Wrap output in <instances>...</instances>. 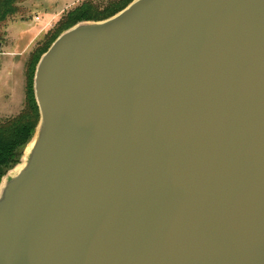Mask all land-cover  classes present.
<instances>
[{"label":"water","instance_id":"water-1","mask_svg":"<svg viewBox=\"0 0 264 264\" xmlns=\"http://www.w3.org/2000/svg\"><path fill=\"white\" fill-rule=\"evenodd\" d=\"M33 91L0 264H264V0H134Z\"/></svg>","mask_w":264,"mask_h":264},{"label":"rangeland","instance_id":"rangeland-1","mask_svg":"<svg viewBox=\"0 0 264 264\" xmlns=\"http://www.w3.org/2000/svg\"><path fill=\"white\" fill-rule=\"evenodd\" d=\"M83 1L86 0H28L21 5L19 15L0 26V121L16 117L24 107L30 55L58 20ZM91 1L105 4L109 0ZM49 19L53 20L51 27L42 31Z\"/></svg>","mask_w":264,"mask_h":264},{"label":"trees","instance_id":"trees-1","mask_svg":"<svg viewBox=\"0 0 264 264\" xmlns=\"http://www.w3.org/2000/svg\"><path fill=\"white\" fill-rule=\"evenodd\" d=\"M28 0H0V26L21 12V5ZM134 0H109L96 4L91 0L64 14L55 27L30 55L26 67L25 101L22 111L14 118L0 121V181L13 169L22 157L26 145L34 136L39 123V110L33 91L36 66L41 56L49 49L57 37L82 22H100L109 19L125 9Z\"/></svg>","mask_w":264,"mask_h":264},{"label":"crops","instance_id":"crops-1","mask_svg":"<svg viewBox=\"0 0 264 264\" xmlns=\"http://www.w3.org/2000/svg\"><path fill=\"white\" fill-rule=\"evenodd\" d=\"M53 19V18H52ZM53 21V20H52ZM52 21H51V19H49L48 21H46L43 25V28H42V31L44 30V29H47L48 27L50 28L51 27V23H52Z\"/></svg>","mask_w":264,"mask_h":264},{"label":"built area","instance_id":"built-area-1","mask_svg":"<svg viewBox=\"0 0 264 264\" xmlns=\"http://www.w3.org/2000/svg\"><path fill=\"white\" fill-rule=\"evenodd\" d=\"M39 19L38 18H35V21H38Z\"/></svg>","mask_w":264,"mask_h":264}]
</instances>
